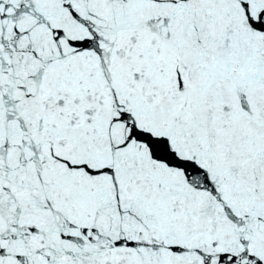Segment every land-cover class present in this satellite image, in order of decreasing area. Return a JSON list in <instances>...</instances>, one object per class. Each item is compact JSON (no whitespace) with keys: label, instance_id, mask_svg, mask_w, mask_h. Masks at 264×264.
Here are the masks:
<instances>
[{"label":"snow or ice","instance_id":"6c2138e0","mask_svg":"<svg viewBox=\"0 0 264 264\" xmlns=\"http://www.w3.org/2000/svg\"><path fill=\"white\" fill-rule=\"evenodd\" d=\"M0 264H264V0H0Z\"/></svg>","mask_w":264,"mask_h":264}]
</instances>
